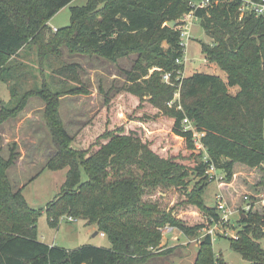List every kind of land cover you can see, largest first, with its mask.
I'll return each instance as SVG.
<instances>
[{"label":"trees","instance_id":"1","mask_svg":"<svg viewBox=\"0 0 264 264\" xmlns=\"http://www.w3.org/2000/svg\"><path fill=\"white\" fill-rule=\"evenodd\" d=\"M71 1L0 0V75L7 73V81L14 79L15 68L9 63L26 45L36 47L39 64L50 56L61 57L62 46L71 53L95 54L110 61L137 52L136 64L127 75L129 83L118 91L139 99L148 96V104L169 121L173 138L183 140L188 149L195 148L194 131H201L204 151L193 155L192 163H184L174 155H163L137 129H107L89 142L78 134L86 125L69 134L59 114V96L87 93L78 63L53 69L56 75L79 83L75 87L53 91L43 79L37 88L20 93L16 84L11 92L15 105L0 100V125L17 117L30 97H39L45 103L43 119L54 148L43 167L67 170L59 192L43 208L35 209L23 196V186L13 189L8 177L19 155L17 145L12 143L7 157L0 154V264L144 263L159 244L163 227L194 237L218 217L214 207L198 200L207 184L208 164L224 173L226 183L233 177L235 163L264 169L263 16L241 15L242 0H210L194 11L210 39L199 41L200 51L226 74L224 83L206 72L178 78L183 63L177 60L184 55L178 25L190 11L191 0H86L82 6L70 7L69 24L52 33L48 20ZM169 21L175 25L169 26ZM151 67L160 70L148 75ZM166 72L170 84L161 80ZM227 86L238 89L231 94ZM176 92L178 102L173 100ZM192 173L199 180L186 189ZM169 187L182 192V203L196 206L200 221L185 222L151 197L152 192ZM42 211L54 227L69 217L94 225L110 246L66 249L39 240L36 222ZM239 223L237 238H229L230 249L246 264H264V247L259 243L264 239V205L244 213ZM213 252L210 236H202L193 264H223Z\"/></svg>","mask_w":264,"mask_h":264},{"label":"rangeland","instance_id":"2","mask_svg":"<svg viewBox=\"0 0 264 264\" xmlns=\"http://www.w3.org/2000/svg\"><path fill=\"white\" fill-rule=\"evenodd\" d=\"M85 3L86 0H73L60 8L48 20L51 32L55 33L56 29L69 24L70 7L82 6ZM189 35L179 78L189 76L193 72H206L218 75L226 83V74L215 64L207 62L200 51L199 41L209 42L210 39L204 34L198 19L193 21ZM61 51V57L50 56L39 64L36 47L26 45L17 56L11 58L9 65L15 68L14 79L7 81V73L0 75V100L3 104L15 105L16 99L11 92L16 84V90L20 93L29 88H37L43 79L53 91L79 85L53 73V69L62 63H78L79 79L82 86L87 89V93H62L59 96V114L69 134H76L86 125L87 128L78 134L89 142L107 129L121 128L125 131L137 129L141 131L146 141L155 144L156 148L159 147L158 150L163 155H174L184 163H192L193 155L198 151H204L199 141L201 131H194L195 148L188 149L183 140L173 138L169 121L148 104V96L139 99L127 92L118 91L129 83L127 75L136 64L137 52L110 61L95 54L71 53L65 46L61 47ZM155 69L160 70L151 67L148 69V75ZM163 75L164 73L161 74V80L166 83ZM237 89V86H227L231 94ZM173 100L178 102L179 95L175 93ZM44 107L45 103L39 97L32 96L17 117L0 125V154L7 157L12 143L17 145L16 150L19 153L8 171L9 180L13 189L23 186V196L29 206L35 209L43 208L59 192L67 170L66 168L50 170L43 167L45 161L54 152L43 119ZM186 124L193 127L189 122ZM233 171L229 183L224 181V173L221 170H210L205 174L207 184L198 200L208 207L215 208L216 195H220L227 207L233 210L229 219L228 235H217L218 237L212 240L213 253L218 259H223V264H246V260L239 253L230 249L229 238H237V230L240 228L239 219L242 216L239 209L247 201L244 196H247L251 202L252 212L261 210V206L264 205V185H262L264 169L235 163ZM85 178L86 175L82 172V179ZM188 180L186 189H192L199 177L192 173ZM151 197L157 199L164 209H171L175 215L183 217L185 222L195 223L202 217L195 205L182 203L184 197L179 189L163 188L152 192ZM36 227L39 240L66 249L84 244L105 248L110 246L105 235L101 236L100 233L95 235L94 225H86L82 219L73 221L60 219L58 225L54 227L48 224L46 213L42 211ZM201 231L199 236L194 237H187L176 228L171 231H161L159 244L152 248L153 255L139 264H193L202 237ZM259 243L264 247V239L259 240Z\"/></svg>","mask_w":264,"mask_h":264},{"label":"built area","instance_id":"3","mask_svg":"<svg viewBox=\"0 0 264 264\" xmlns=\"http://www.w3.org/2000/svg\"><path fill=\"white\" fill-rule=\"evenodd\" d=\"M210 0H191L190 6L191 9L189 12L184 13L182 17L180 18V24L178 25L180 29V44L182 45L185 53V48L188 44L189 40V31L190 27L193 23L194 20H196V17L194 15V11L199 8V7H204L207 4H209ZM241 15L243 13L245 14H254L255 16H263L264 17V3H258L254 2L252 0H242L241 6L239 8ZM184 56V55H183ZM177 62H182L177 60ZM181 73V72H180ZM180 73L178 74V78L180 76ZM165 82L170 84V73L166 72L163 75ZM178 94V92H176ZM195 137V136H194ZM200 141V140H199ZM205 156V155H204ZM204 160H206V156L203 157ZM210 170H216V168L213 166V164H208V167L206 169V174ZM216 203H215V210L217 213V218H211V223L207 225L206 227H203L200 231L202 232L201 236H206L209 235L211 238V241L214 240L217 235H228V224H229V219L230 216L233 214V210L229 209L225 203V201L222 199L220 195H216ZM244 199L247 200L244 205L240 206L239 213L241 215H244V213L248 212L251 210V202L249 201L247 196H244ZM69 221H73L72 218H68ZM173 227L171 226H165L161 229V231L166 232V231H171ZM101 236L104 234L101 232Z\"/></svg>","mask_w":264,"mask_h":264},{"label":"water","instance_id":"4","mask_svg":"<svg viewBox=\"0 0 264 264\" xmlns=\"http://www.w3.org/2000/svg\"><path fill=\"white\" fill-rule=\"evenodd\" d=\"M167 24L170 25V26H174L175 22L174 21H169ZM95 233H97V231H95Z\"/></svg>","mask_w":264,"mask_h":264},{"label":"crops","instance_id":"5","mask_svg":"<svg viewBox=\"0 0 264 264\" xmlns=\"http://www.w3.org/2000/svg\"><path fill=\"white\" fill-rule=\"evenodd\" d=\"M72 1H73V0H72ZM72 1H71V2H72ZM95 231H96V230H95ZM94 234L96 235V233H95V232H94ZM51 244H52V243H51Z\"/></svg>","mask_w":264,"mask_h":264}]
</instances>
